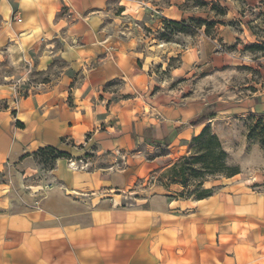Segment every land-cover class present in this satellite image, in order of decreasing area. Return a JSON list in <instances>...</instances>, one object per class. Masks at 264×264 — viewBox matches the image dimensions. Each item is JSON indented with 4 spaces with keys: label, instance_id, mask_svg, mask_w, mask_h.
<instances>
[{
    "label": "crops",
    "instance_id": "obj_1",
    "mask_svg": "<svg viewBox=\"0 0 264 264\" xmlns=\"http://www.w3.org/2000/svg\"><path fill=\"white\" fill-rule=\"evenodd\" d=\"M227 1L236 7V2ZM135 3L0 4L6 38L21 50H39L40 70L47 69L54 57L66 64L54 79L38 84L41 87L15 104L0 107L2 174H19L14 180L25 187L28 177L38 172L33 152L52 145L76 157L90 147L129 153L150 175L173 163L182 152L177 148L204 125L218 135L225 133L227 111H217L216 106L206 123L190 124L209 111L210 101L204 97L170 93L167 88L152 92L158 85L152 66L164 69L170 58L179 57L176 65L169 66L171 79L192 74L200 63L222 58L215 39L192 36L185 47L150 41L148 49L147 44L137 48L140 39L131 27L145 19ZM242 5L255 12L254 21L264 30V0H245ZM14 10L20 21L12 19ZM155 11L148 18L150 25L184 18L173 5ZM241 19L240 30L220 26L219 36L227 45L237 38L255 39L248 20ZM256 41L264 42V36ZM257 96L256 109L264 118V89ZM162 148L165 154L158 153ZM87 163L74 169L65 158L56 159L45 178L27 184L34 195L20 196L15 205L8 184L0 181V264H264V194L218 191L201 199L180 198L158 181L148 184L147 192L134 194L136 202L124 207L120 202L125 195L119 192L123 189L94 180L95 174L85 169ZM105 185H111L108 193L102 192ZM234 202L242 205L240 225L233 226V220L217 224L218 213H231ZM218 233L221 240H216Z\"/></svg>",
    "mask_w": 264,
    "mask_h": 264
},
{
    "label": "rangeland",
    "instance_id": "obj_2",
    "mask_svg": "<svg viewBox=\"0 0 264 264\" xmlns=\"http://www.w3.org/2000/svg\"><path fill=\"white\" fill-rule=\"evenodd\" d=\"M233 1L237 4L235 6L240 9L233 8L227 0H135L136 9L140 8L138 14L141 19H145V22L141 20L140 23L131 27V32L140 39L136 47L140 48V45L145 46L147 44L146 49H148L150 41L155 42L156 45L163 41L176 42L181 47H185L188 44L187 40L192 36L195 38L207 36L215 39L218 56L221 55L222 58L211 61V63H200L192 74H183L178 78L171 79L169 66L176 65L179 57L170 58L164 65V69H162V65L152 66L151 69L158 82V85L153 87L152 92L160 93L167 88L170 93L194 94L210 101V105H214V108L216 106L217 111L223 110L224 112L226 110L225 133H219L220 136L214 134L226 152V161L238 165L240 173L228 178L221 177L214 181H207L204 185L220 184L216 186L214 192L222 191L225 194L262 195L264 194V147L260 146L254 138H248L246 134L259 116L256 109L257 95L264 89V58L259 59L264 51L250 48V45L259 43L256 40L258 37L264 36V30L259 26L258 20L257 22L254 21L255 15L253 14L255 12L248 11L242 5L245 0ZM216 3L225 9V14L219 12ZM167 5H173L184 14V18L179 20L181 26H185L183 32H172L169 27H164V20L158 26L148 24V18L156 14L155 10L159 11L160 7ZM228 7L229 13H227ZM133 11L136 12L137 10L131 12ZM188 14L189 16H187ZM129 15L131 16V14ZM240 15L248 20L251 27L250 31L255 39L253 37H250L249 40L237 38L233 44L227 45L219 36L220 33L222 34V31L219 30L220 26L228 25L235 30H240L239 22L242 21ZM259 19L262 18L259 17ZM7 29V25L2 23L0 14V107L6 105L7 102L10 105L15 104L17 98L37 90L41 87L38 84L54 79L66 66L64 61L54 57L47 69L40 70L38 66L40 51L21 50L17 44H14V41L6 38ZM122 29L124 28L122 27ZM162 32L165 33L166 38L161 36ZM260 42L264 43L263 41ZM208 127L209 131L213 133L210 126ZM251 133L256 132L252 130ZM190 139L182 143L184 144L182 148H177V151L182 149V152L176 154L172 162L190 152ZM165 146L167 145L165 144ZM45 153L46 155L42 157L32 155V161L35 163L38 172L28 177L30 181L25 183V187L18 184L19 181L14 180L20 177L17 173L0 175V181L8 184L7 189L9 197L14 200L13 205L22 195H25L24 197L34 195L33 189L27 184H35L34 181L38 178H45L46 172L54 168L56 160L49 159L51 155L49 151ZM158 153L165 154L166 149L162 148ZM129 156H131L129 153H112L90 147L78 157L70 155V157L63 158L67 164L71 165L73 162L75 165L71 166L75 167L74 169H81L84 161L89 162L85 169L90 174H95L94 180H98L97 178L99 180L104 179L105 183H112L113 186L123 189L119 192L125 195L124 200L120 202L124 207L131 206L136 202L133 197L134 194L147 192L148 184L158 181L168 183L169 191L175 193L174 196L196 199L194 195H188L191 194L189 192L194 191L193 187H190V191L185 193L188 197H183L180 195L181 186L178 183H170L166 175L162 176V173L169 166L148 175V170L140 167L136 160ZM44 159L47 160L44 161ZM105 186L102 192L108 193L107 188L111 185ZM223 187L225 189L222 190ZM233 204L231 213L228 211L218 213L217 224L224 225L225 220H233V226L240 225L242 205L235 202ZM216 236V240H221L219 233Z\"/></svg>",
    "mask_w": 264,
    "mask_h": 264
},
{
    "label": "trees",
    "instance_id": "obj_3",
    "mask_svg": "<svg viewBox=\"0 0 264 264\" xmlns=\"http://www.w3.org/2000/svg\"><path fill=\"white\" fill-rule=\"evenodd\" d=\"M216 6L219 7L220 13L225 14V9L219 3H216ZM246 24L251 29L250 24L248 22ZM164 27H169L172 32H183L185 29V26H181L180 21L171 19H164ZM161 36L166 38L164 32L161 33ZM250 48L264 51V43L251 44ZM206 108L210 110L208 112H202L192 118L190 120L191 125L197 126L204 124L215 115L214 105H208ZM261 118V116L256 118L254 125L250 127L246 135L248 138H254L260 146L264 147V118ZM17 123L21 124L18 121ZM252 130L256 133H251ZM190 144V152L179 157L162 173V176H167L170 183H178L181 186L182 190L180 195L183 197H188L185 193L190 191V187H193L194 191L189 192L191 194L188 195H194L196 199L207 197L213 194L216 186L204 187L205 182L214 181L221 177H232L240 173L238 165L230 164L226 161V152L218 137L209 131L208 125H204L198 134L191 137ZM46 151L51 153L49 159L53 161L61 157L70 156L68 152L61 151L52 145L39 147L33 152V156H45ZM46 160L44 159V161ZM162 184L169 185L168 183Z\"/></svg>",
    "mask_w": 264,
    "mask_h": 264
},
{
    "label": "built area",
    "instance_id": "obj_4",
    "mask_svg": "<svg viewBox=\"0 0 264 264\" xmlns=\"http://www.w3.org/2000/svg\"><path fill=\"white\" fill-rule=\"evenodd\" d=\"M3 1H6L7 3H11V2H16L17 0H0V4ZM65 13L68 14V15H70L72 13V10L69 9V7H67L66 10H65ZM11 17H12V19H14L16 21H20L21 20V18L18 16V14L15 13V10L11 12Z\"/></svg>",
    "mask_w": 264,
    "mask_h": 264
},
{
    "label": "bare ground",
    "instance_id": "obj_5",
    "mask_svg": "<svg viewBox=\"0 0 264 264\" xmlns=\"http://www.w3.org/2000/svg\"><path fill=\"white\" fill-rule=\"evenodd\" d=\"M71 165L74 166L75 164L72 162Z\"/></svg>",
    "mask_w": 264,
    "mask_h": 264
}]
</instances>
